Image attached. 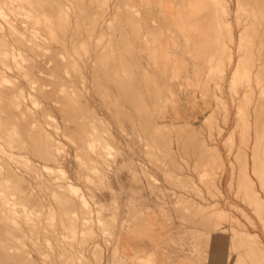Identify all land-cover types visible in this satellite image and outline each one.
I'll use <instances>...</instances> for the list:
<instances>
[{"label":"rangeland","instance_id":"374dc122","mask_svg":"<svg viewBox=\"0 0 264 264\" xmlns=\"http://www.w3.org/2000/svg\"><path fill=\"white\" fill-rule=\"evenodd\" d=\"M67 1L39 0V7L40 5L43 6L40 8V13L34 12L29 16L25 15V12L20 8L15 9V14L9 13L7 8L10 6V3L9 5H4L8 0H0V6L2 5L6 12L10 14L9 18L12 25L18 29V31H12L10 24L0 19L2 22L0 30L2 27L3 30L5 28L3 33L0 31V39L3 40L0 41V47L4 46V50L9 51L8 64L11 67V72L4 71L6 72L4 74L7 79L4 87L10 92L7 103L14 104L10 108V114L14 116L12 115L7 119L8 116L5 112L0 113V123L2 124L0 126H3L2 129L0 127V172L4 170L2 172L3 176H6L8 169L12 172L10 174V177H12L11 181H13L11 185L13 184L14 187L12 186L11 192L13 191L12 194H14V191H16L17 194H14V197L16 198L17 196L18 199L16 203H23V206L26 208V211L22 213L20 205L12 206L16 211H14L15 213L11 217L12 221L10 220L12 226L10 225L9 231L12 238L7 242L0 239V261H2L0 264H12L13 262L14 264H28V262L29 264H125V259L120 249V237L130 226L141 222L146 213L151 211L160 212L173 230L177 225H180L183 229L194 228L191 233L204 229L207 233V238L211 239V242L217 243L214 246L221 248L223 253L227 254L225 262L227 264H257V260L260 264H264V182L260 183L259 180L261 179L258 180V176L253 170L252 148H254V130L248 126H246L248 128L245 127L246 129H244V126L247 125L245 117L249 116L254 123L253 126L257 127H255L256 130L260 132L261 136L264 135L262 134L264 133V107H262L264 106L262 105L264 100H262L260 95H255L256 104L260 105L259 110L256 112V110L251 108L252 112L249 111L248 114L247 111L249 109L246 105V111L244 110L247 113L246 116L244 111L243 116L239 115V99L238 97L235 98V94L229 88L232 71L237 64V60H239L238 42L241 32L235 22L234 16L238 0H229L233 13L231 20L234 24L235 42L230 43L232 45L229 44V47H233L230 48V51L234 53V61L231 65L228 64L226 76L223 75L221 67H217V57L219 54L216 46L211 43L216 32V21H214L215 17L212 8L208 9L205 6L204 8L206 9L200 12V15L196 12L187 11L177 14L170 9L169 3L165 4L167 7H164V10L162 6L156 5L158 0H151L152 2L150 0ZM81 1L83 2L81 3ZM188 2L190 1H182L185 5ZM22 5L27 9L31 7L26 2L21 3ZM91 14L93 15L91 16ZM243 16V20H245L247 17L246 15ZM94 18L95 20L93 21ZM167 22L169 24H166ZM167 25L169 26L167 27ZM109 26H111L112 30ZM212 26H214V31L213 28H210ZM170 29L172 34L170 33ZM117 30H120L119 33ZM88 31L89 33H87ZM185 32L187 34L190 33L192 37L194 36L195 39H198L194 43H188L186 41L188 38L185 37L184 42L188 50V54H185V56H191L190 66L193 72L196 73L195 80L197 81L196 84L190 86V95L194 98L199 97L198 100L206 105L207 114L192 122H181V125L179 123L177 125L167 123V119L164 116V111L168 106L176 103L173 91V82L176 80V75L171 69H168V65H165V68L164 65L160 67L161 55H159L158 40L164 36H168L174 42L172 43L173 51L167 53V58L169 59L167 61L170 64L172 57L175 55V47H178L180 38H182L181 33ZM4 40L7 41H5L7 44H5ZM100 40L102 41L100 42ZM147 40L149 41L147 42ZM4 44L8 47L6 46L5 48ZM207 52L210 53L207 54ZM80 54L81 57H79ZM228 54L229 50L225 54L227 60L223 59V62L225 61L224 65L228 63ZM14 55L16 56V60L13 59ZM155 56L157 58H154ZM216 79L217 82H214ZM135 88L136 91H134ZM242 90L244 92L246 88ZM242 92L240 90L241 94H243ZM137 94L139 95L137 96ZM103 97L104 99H102ZM213 98L214 100H212ZM222 98L227 104L228 112L226 110H217ZM34 99L37 100L35 101ZM258 99H260L259 103ZM198 100L195 99L194 102ZM261 100L263 103L260 104ZM18 105L21 106L19 107ZM84 108L87 109L85 110ZM214 110H217L216 114L211 119L206 120L205 118L211 116V111L213 112ZM256 117H258L257 122L255 121ZM10 122L11 124H9ZM73 122L74 125H72ZM256 123L260 124L257 125ZM5 127L9 129H7V133H3L6 130L4 129ZM244 130L246 133L243 132ZM250 130L252 133H250ZM10 131L17 133L15 135L14 132ZM9 132L11 135L8 137ZM234 132L236 138L229 140V137ZM94 133L95 135H93ZM2 134L7 135L3 136ZM139 135L140 138H138ZM248 135L251 138L245 137H249ZM5 137H8L9 141ZM247 139H251L250 141L252 142ZM146 141H148L147 145ZM248 141L250 144H248ZM17 142L20 144L17 145ZM233 142L234 145H232ZM6 143L10 144V146ZM201 143L203 147L205 145L209 147L207 148L206 146L207 149L203 150L205 147L203 148ZM246 145L250 150L247 149ZM153 149L156 150L154 151ZM200 149L203 150V154H201L202 150L200 151ZM148 150L150 151L147 152ZM208 150L210 152H206ZM240 150L248 158L244 157L243 154L241 155L239 153ZM7 151L9 154H7ZM171 152H175V154L172 155ZM205 153H208V155H205ZM218 153L220 154V158L217 156L219 155ZM10 154L12 155L9 156ZM201 155H205V157H200ZM213 157L214 159H212ZM237 157L240 158L238 159ZM48 158H52L53 163L52 159L48 161ZM200 159L202 163L199 162ZM236 159L241 161V163ZM243 159L247 160V163ZM196 160H199L197 161L198 167L196 166L197 163L194 162ZM205 161L211 165L214 163L213 168ZM84 164L86 165L84 166ZM204 164L205 166L209 164L211 172H207L210 175L205 172L209 169L207 166L206 169ZM244 165L247 167L246 170L243 169L245 168ZM44 168H46V171ZM247 172H250L248 173L249 175H244ZM53 176L56 177L52 179ZM123 177L125 178L123 179ZM16 179L19 180L17 181ZM20 180L24 181L25 184L22 181L20 182ZM252 182L254 185H252ZM69 183L76 185V190H70L68 188ZM24 185L25 187L28 186L26 188L27 191H25V187L21 189ZM0 188L2 189L1 183ZM249 193H253L254 195H250ZM1 194L2 192H0V198ZM57 194H61L59 198ZM251 196L253 198L257 196L261 200V208L256 207L254 199L252 200ZM21 197L23 198L21 199ZM83 197L87 201L85 204L83 203ZM249 197L250 199H248ZM34 198L37 199L34 200ZM64 202L65 204H63ZM250 203L253 205H250ZM84 206L87 207V210L86 207L84 209ZM134 209L139 210L135 216H133V213H135ZM88 210L90 212H87ZM200 210L202 211L200 212ZM30 214L32 217L29 220ZM1 215L0 200V218ZM85 217L90 220H85ZM26 218L29 221L26 222ZM1 220L0 224L3 222ZM82 221H86L87 224L85 222L82 224ZM13 223H17L18 226ZM72 225H74V228ZM73 230L74 233H72ZM99 244H101L100 247ZM254 245L256 247H253ZM95 250L97 251L95 252ZM2 251L5 255L1 254ZM146 264L154 263L147 261Z\"/></svg>","mask_w":264,"mask_h":264},{"label":"bare ground","instance_id":"6f19581e","mask_svg":"<svg viewBox=\"0 0 264 264\" xmlns=\"http://www.w3.org/2000/svg\"><path fill=\"white\" fill-rule=\"evenodd\" d=\"M51 1V0H50ZM148 1V0H147ZM182 1L183 0H158V2H157V4L156 5H158V6H162V9L164 10V7H165V4L166 3H169V7H170V9L173 11V12H176L177 14H181V13H183V12H185V11H187V12H196V13H199L198 15H200V12H202L204 9H206V8H204L205 6L206 7H208V9L209 8H212L213 9V12H214V17H215V20L213 19V18H211V19H213L214 21H216L215 23H216V27H215V33H214V37H213V40H211V43L213 44V45H215L216 46V48H217V52H218V57H217V59H218V63H217V67L218 68H220L221 67V69L223 70L222 72L224 73L223 75L224 76H226V72H227V68L229 67L228 66V64L229 65H231L232 63H233V61H234V53L232 52V51H230V48L232 47H229V44L230 43H234L235 42V34H234V24H233V22H232V20H231V16H232V9H231V5H230V2H229V0H189L190 2H188L187 3V5H185L184 3H182ZM28 3L29 5H31V7L29 8V9H27V8H25L23 5L21 6V3ZM41 2V1H40ZM66 2H68L67 0H66ZM77 2V1H76ZM83 1H81V3H82ZM93 2V1H92ZM9 3H10V6H8V11H9V13H13V14H15V9H17V8H20L21 10H23L24 12H25V15H29V16H31V14H33L34 12L35 13H40V8L41 7H43L42 5H40V7H39V0H8V2H6V3H4V5L6 4H8L9 5ZM101 3V2H100ZM2 4V3H1ZM56 4V3H55ZM72 4V3H71ZM78 4V3H77ZM57 5V4H56ZM72 6H74V5H72ZM86 6V5H85ZM144 6V5H143ZM66 7H68V6H66ZM109 7V6H108ZM107 7V8H108ZM151 7V6H150ZM237 8H236V13H234L235 15V22H236V24H237V26L240 28V32H241V34H240V32H239V34H240V37H239V42H238V49H239V60H237V64H236V66L234 67V69H233V71H232V74H231V79H230V81H229V88H230V90H231V92L232 93H234L235 95V98H237L238 97V101H239V106H238V113H239V115H244V113H245V109H246V105H247V107H248V111H247V113L249 112V111H251V108H253L254 110H256V112L259 110V107H260V105H258V104H256V99H255V95H260L261 96V98H262V100H264V0H238V2H237V6H236ZM86 8H87V6H86ZM85 7H84V9H86ZM102 8V7H101ZM110 8V7H109ZM59 9V8H58ZM74 9V8H73ZM78 9V8H77ZM100 9V8H99ZM141 9V8H140ZM151 9V8H150ZM160 9V8H159ZM144 10H145V8H144ZM147 10V9H146ZM20 11V10H19ZM59 11V10H58ZM69 11V10H68ZM92 11V10H91ZM121 11V10H120ZM206 11H208V10H206ZM81 12V11H80ZM98 12H100V11H98ZM208 12H210V11H208ZM9 13H7L6 12V10L4 9V7H2V5L0 6V19L1 20H3V21H5L6 23H9L10 24V29L12 30V31H18V29L17 28H15L13 25H12V22H11V19L9 18V16H10V14ZM59 13V12H58ZM83 13V12H82ZM81 13V14H82ZM100 13H102V12H100ZM144 13H146V12H144ZM211 13V12H210ZM12 14V15H13ZM75 14V13H74ZM86 14H87V12H86ZM141 14V13H140ZM90 15V14H89ZM93 14H91V16H92ZM139 15V14H138ZM164 15V14H163ZM243 15H246V19L245 20H243L244 18V16ZM90 16V17H91ZM197 16V15H196ZM209 16V15H208ZM212 16V15H211ZM210 16V17H211ZM81 17V16H80ZM97 17H98V15H97ZM108 18V17H107ZM118 18V17H117ZM209 18V17H208ZM84 19V18H83ZM88 19H89V17H88ZM167 19V18H166ZM195 19V18H194ZM1 20H0V26H1ZM80 20V19H79ZM95 20V18L93 19V21ZM159 20V19H158ZM210 20V19H209ZM85 21H86V19H85ZM89 21V20H88ZM134 21V20H133ZM160 21V20H159ZM165 21H167V20H165ZM84 22V21H83ZM91 22V21H90ZM104 22V21H103ZM110 22H112V21H110ZM198 22V21H197ZM38 23V22H37ZM92 23V22H91ZM84 24V23H83ZM86 24V23H85ZM109 24V23H108ZM111 24V23H110ZM121 24V23H120ZM164 24V23H163ZM166 24H169L168 22L166 23ZM91 25V24H90ZM89 25V26H90ZM133 25H134V23H133ZM92 26H95V25H92ZM108 26V25H107ZM106 26V27H107ZM112 26V25H111ZM111 26H109L110 28H111ZM169 25H167V27H168ZM199 26V25H198ZM211 26V25H210ZM215 26V25H214ZM214 26H212V27H210V28H213V31H214ZM113 27V26H112ZM152 27V26H151ZM163 27V26H162ZM1 28V27H0ZM81 28V27H80ZM96 28V27H95ZM118 28H119V26H118ZM153 28V27H152ZM160 28H161V26H160ZM202 28V27H201ZM114 29V28H113ZM120 29V28H119ZM149 29H151V28H149ZM200 29V28H199ZM4 30H5V28H4ZM3 27H2V29L0 30L2 33H3ZM91 30V29H90ZM97 30V29H96ZM95 30V31H96ZM111 30H112V28H111ZM176 30V29H175ZM175 30H174V32H175ZM207 30H208V28H207ZM239 30V29H238ZM74 31V30H73ZM94 31V30H93ZM92 31V33H94ZM110 31V30H109ZM118 31V30H117ZM120 31V30H119ZM119 31H118V33H119ZM143 31V30H142ZM20 32V31H19ZM86 32V31H85ZM141 32V31H140ZM155 32V31H154ZM168 32V31H167ZM10 33V32H9ZM21 33V32H20ZM87 33H89V31L87 32ZM106 33V32H105ZM143 33V32H142ZM141 33V34H142ZM147 33V32H146ZM150 33V32H149ZM170 33L172 34V32H171V29H170ZM203 33V32H202ZM82 34V33H81ZM80 34V35H81ZM110 34V33H109ZM144 34V33H143ZM157 34V33H156ZM164 34V33H163ZM176 34H177V32H176ZM10 35H11V33H10ZM115 35V34H114ZM128 35H129V33H128ZM147 35V34H146ZM155 35V34H154ZM154 35H152L153 37H154ZM160 35V34H159ZM170 35V34H169ZM4 36V35H3ZM5 36H6V34H5ZM84 36V35H83ZM101 36V35H100ZM116 36V35H115ZM141 36V35H140ZM176 36V35H175ZM188 36V35H187ZM210 36V35H209ZM79 37V36H78ZM90 37V36H89ZM102 37V36H101ZM103 37H105V35H103ZM113 37V36H112ZM144 37V36H143ZM151 37V36H150ZM177 37H178V35H177ZM177 37H176V40H177ZM211 38H212V36H210ZM1 38V37H0ZM93 38V37H92ZM72 39V38H71ZM79 39V38H78ZM99 39V38H98ZM103 39V38H102ZM145 39H147V38H145ZM45 40V39H44ZM124 40V39H123ZM126 40V39H125ZM129 40V39H128ZM144 40V39H143ZM150 40V39H149ZM149 40H147V42L149 41ZM156 40V39H155ZM188 40V39H187ZM186 40V41H187ZM206 40H208V39H206ZM0 41H3L2 39H0ZM6 40H4V42H5ZM46 41H48V40H46ZM92 41V40H91ZM102 40H100V42H101ZM105 41V40H104ZM150 41H152V40H150ZM154 41V40H153ZM157 41V40H156ZM178 41H179V39H178ZM3 42V43H4ZM7 42V41H6ZM5 42V44H7ZM97 42V41H96ZM207 42V41H206ZM3 43H1V45H3ZM102 43H104V42H102ZM108 43V42H107ZM125 43V42H124ZM178 43V42H177ZM4 44V45H5ZM98 44V43H97ZM199 44V43H198ZM37 45V44H36ZM96 45V44H95ZM143 45V44H142ZM202 45H203V43H202ZM230 45H232V44H230ZM6 46L7 45H5V48H6ZM13 46V45H12ZM66 46H67V43H66ZM81 46H82V44H81ZM80 46V47H81ZM86 46V45H85ZM99 46V45H98ZM107 46V45H106ZM144 46V45H143ZM154 46V45H153ZM211 46V45H210ZM214 46V47H215ZM4 47V46H3ZM3 47H0V50H1V52H0V113H2V112H5L6 113V115L8 116V118L7 119H9L12 115L10 114V108H11V106H13L14 104L12 103H7L8 101H9V96H10V92L8 91V89H6L5 87H4V85H5V81H7V79H6V77H5V74L4 73H6V72H8V71H10L11 70V67H10V65L8 64V60H9V57H10V53H9V51H7V50H4V48ZM8 47V46H7ZM84 47V46H83ZM100 47V46H99ZM99 47H98V50H99ZM101 47H102V45H101ZM189 47V46H188ZM203 47V46H202ZM214 47H213V49H214ZM3 50H2V49ZM147 48V47H146ZM157 48V47H156ZM216 48H215V50H216ZM233 48V47H232ZM34 49V48H33ZM68 49V48H67ZM85 49V48H84ZM154 49V48H153ZM152 49V50H153ZM201 49V48H200ZM199 49V50H200ZM82 50H83V48H82ZM87 51H88V49H86ZM125 50V49H124ZM163 50V49H162ZM211 50V49H210ZM229 50V54H228V63H227V65H224V62H223V59L225 58V54L227 53V51ZM29 51H30V49H29ZM127 52V51H126ZM129 52V51H128ZM153 52V51H152ZM14 53V52H13ZM90 53V52H89ZM131 53V52H130ZM208 53H210V52H207V54ZM20 54V53H19ZM70 54V53H69ZM88 54V53H87ZM132 54V53H131ZM154 54V53H153ZM156 54V53H155ZM167 54V53H166ZM13 55V54H12ZM24 55V54H23ZM59 55H60V53H59ZM76 55V54H75ZM110 55V54H109ZM117 55V54H116ZM130 55V54H129ZM203 55V54H202ZM214 55V54H213ZM216 55V54H215ZM222 55H224V56H222ZM79 56V55H78ZM96 56V55H95ZM131 56V55H130ZM211 56V55H210ZM16 56L14 55L13 56V59H15L16 60V58H15ZM27 57V56H26ZM69 57H71V56H69ZM73 57V56H72ZM79 57H81V54H80V56ZM132 57V56H131ZM152 57V56H151ZM198 57V56H197ZM125 58V57H124ZM133 58V57H132ZM137 58V57H136ZM154 58H157L156 56L154 57ZM226 58H227V56H226ZM225 58V59H226ZM82 59V58H81ZM94 59V58H93ZM206 59V58H205ZM211 59H212V57H211ZM216 59V60H217ZM83 60V59H82ZM91 60V59H90ZM213 60V59H212ZM212 60H211V62H212ZM227 60V59H226ZM61 61V60H60ZM84 61V60H83ZM87 61V60H86ZM104 61V60H103ZM200 61H202V60H200ZM66 62V61H65ZM65 62H63V63H65ZM76 62V61H75ZM62 63V64H63ZM82 63H84V62H82ZM172 63V62H171ZM213 63V62H212ZM215 63V62H214ZM59 64V63H58ZM71 64V63H70ZM105 64V63H104ZM208 64V63H207ZM210 64V63H209ZM71 65H73V64H71ZM78 65V64H77ZM117 65V64H116ZM16 66V65H15ZM64 66V65H63ZM76 66V65H75ZM85 66V65H84ZM74 67V66H73ZM82 67V66H81ZM104 67V66H103ZM133 67V66H132ZM80 68V67H79ZM134 68V67H133ZM211 68V67H210ZM17 70H18V68H16ZM29 69V68H28ZM40 69V68H39ZM87 69V68H86ZM91 69V68H90ZM68 70V69H67ZM104 70H106V69H104ZM217 70V69H216ZM220 70V69H219ZM4 71H6V72H4ZM30 71V70H29ZM66 71V70H65ZM70 71V70H69ZM90 71V70H89ZM133 71V70H132ZM171 71V70H170ZM195 71V70H194ZM11 72V71H10ZM24 72V71H23ZM76 72V71H75ZM81 72V71H80ZM128 72V71H127ZM137 72V71H136ZM142 72V71H141ZM33 73V72H32ZM99 73V72H98ZM110 73V72H109ZM114 73V72H113ZM135 73V72H134ZM169 73V72H168ZM28 74V73H27ZM71 74V73H70ZM77 74V73H76ZM131 74V73H130ZM79 75H81V74H79ZM104 75H105V73H104ZM109 75V74H108ZM114 75V74H113ZM151 75V74H150ZM167 75H169V74H167ZM222 75V76H223ZM25 76V75H24ZM27 76V75H26ZM69 76V75H68ZM82 76V75H81ZM179 76V75H178ZM221 76V77H222ZM80 77V76H79ZM130 77H132V76H130ZM145 77V76H144ZM213 77V76H212ZM12 78V77H11ZM26 78V77H25ZM86 78V77H85ZM104 78V77H103ZM169 78V77H168ZM179 78V77H178ZM207 78V77H206ZM108 79H109V77H108ZM131 79V78H130ZM147 79V78H146ZM217 79H219V78H217ZM217 79H216V81H214V82H217ZM106 80V79H105ZM206 80H208V79H206ZM222 80L224 81V79L222 78ZM79 81V80H78ZM95 81V80H94ZM110 81V80H109ZM115 81V80H114ZM113 81V82H114ZM133 81V80H132ZM226 81V80H225ZM9 82H11V81H9ZM17 82V81H16ZM126 82V81H125ZM175 82V81H174ZM211 82V81H210ZM213 82V81H212ZM218 82H219V80H218ZM206 83V82H205ZM205 83H203V84H205ZM220 83V82H219ZM14 84V83H13ZM62 84H64V83H62ZM115 84V83H114ZM123 84H124V82H123ZM159 84V83H158ZM11 85V84H10ZM57 85V84H56ZM73 85V84H72ZM81 85V84H80ZM99 85V84H98ZM210 85H211V83H210ZM15 86V85H14ZM130 86V85H129ZM159 86V85H158ZM208 86V85H207ZM206 86V87H207ZM215 86V85H214ZM224 86V85H223ZM132 87V86H131ZM148 87H150V86H148ZM180 87V86H179ZM211 87V86H210ZM97 88V87H96ZM122 88H124V87H122ZM125 88H126V86H125ZM147 88V87H146ZM203 88V87H202ZM240 88H246V90L244 91V92H242L243 90L242 89H240ZM22 89V88H21ZM20 89V90H21ZM62 89V88H61ZM77 89V88H76ZM149 89V88H148ZM147 89V90H148ZM160 89V88H159ZM186 89V88H185ZM184 89V90H185ZM207 89H208V87H207ZM214 89V88H213ZM217 89V88H216ZM121 90V89H120ZM134 90V89H133ZM209 90V89H208ZM218 90V89H217ZM240 90H241V92L243 93V94H241L240 93ZM16 91V90H15ZM63 91V90H62ZM114 91V90H113ZM134 91H136V88H135V90ZM210 91V90H209ZM214 91V90H213ZM110 92V91H109ZM124 92V91H123ZM132 92V91H131ZM149 92V91H148ZM152 92V91H151ZM185 92V91H184ZM201 92V91H200ZM211 92V91H210ZM215 92V91H214ZM223 92V91H222ZM230 92V91H229ZM103 93V92H102ZM111 93V92H110ZM113 93V92H112ZM153 93V92H152ZM204 93V92H203ZM219 93V92H218ZM21 94V93H20ZM101 94V93H100ZM132 94V93H131ZM135 94V93H134ZM158 94V93H157ZM208 94H209V92H208ZM23 95V94H22ZM83 95V94H82ZM111 95V94H110ZM115 95V94H114ZM114 95H112V96H114ZM139 94H137V96H138ZM149 95V94H148ZM24 96V95H23ZM22 96V97H23ZM69 96V95H68ZM142 96H143V94H142ZM153 96V95H152ZM206 96V95H205ZM25 97V96H24ZM30 97H31V95H30ZM33 97H36V96H33ZM70 97V96H69ZM80 97V96H79ZM116 97V96H115ZM151 97V96H150ZM155 97V96H154ZM159 97V96H158ZM201 97V96H200ZM212 97V96H211ZM71 98V97H70ZM143 98V97H142ZM174 98V97H173ZM240 98H241V100H240ZM257 98V97H256ZM259 98V97H258ZM260 98V99H261ZM74 99V98H73ZM102 99H104V97L102 98ZM115 99V98H114ZM128 99V98H127ZM138 99V98H137ZM160 99H161V95H160ZM169 99V98H168ZM175 99V98H174ZM202 99V98H201ZM210 99V98H209ZM232 99H234V98H232ZM260 99H258V103H259V100ZM25 100V99H24ZM35 100V99H34ZM37 100V99H36ZM35 100V101H36ZM170 100V99H169ZM212 100H214V98L212 99ZM236 100V99H235ZM262 100L260 101V104L261 103H263L262 102ZM87 101V100H86ZM155 101V100H154ZM162 101V100H161ZM72 102V101H71ZM81 102V101H80ZM105 102V101H104ZM121 102V101H120ZM168 102V101H167ZM83 103V102H82ZM81 103V104H82ZM106 103V102H105ZM128 103H130V102H128ZM142 103V102H141ZM164 103V102H163ZM218 103V102H217ZM220 104V106H218V109L217 110H228V108H227V104H226V102L225 101H223V98L221 99V102H219ZM234 103H235V101H234ZM38 104H39V102H38ZM44 104V103H43ZM80 104V105H81ZM84 104H85V102H84ZM143 104V103H142ZM165 104H166V101H165ZM173 104V103H172ZM215 104H216V102H215ZM132 105V104H131ZM262 105H264V103L262 104ZM19 106V105H18ZM21 106V105H20ZM19 106V107H20ZM28 106V105H27ZM84 106V105H83ZM163 106V105H162ZM257 106V107H256ZM29 107V106H28ZM141 107V106H140ZM262 107H264V106H262ZM40 108V107H39ZM45 108V107H44ZM30 109V108H29ZM47 109V108H46ZM85 109V108H84ZM87 109V108H86ZM85 109V110H86ZM260 109H262V108H260ZM37 110H39V109H37ZM217 110H214L213 112L211 111V116H209V117H206L205 119L206 120H208V119H211V117L213 116V115H215L216 114V111ZM245 110V111H244ZM263 110V109H262ZM49 111V110H48ZM69 111H71V110H69ZM78 111H80V110H78ZM84 111V110H83ZM243 111H244V113H243ZM30 112V111H29ZM43 112V111H42ZM46 112V111H45ZM89 112V111H88ZM114 112V111H113ZM228 112V111H227ZM252 112V111H251ZM255 112V111H254ZM264 112V111H263ZM262 112V113H263ZM31 113V112H30ZM47 113H49V112H47ZM81 113V112H80ZM247 113H245V116H246V114ZM259 113V112H258ZM91 114H92V112H91ZM123 114V113H122ZM249 114V113H248ZM255 114V113H254ZM264 114V113H263ZM34 115V114H33ZM42 115V114H41ZM49 115H50V113H49ZM89 115V114H88ZM174 115V114H173ZM253 115V114H252ZM256 115V114H255ZM14 116V115H13ZM40 116V115H39ZM94 116V115H93ZM257 116H258V114H257ZM35 117H37V116H35ZM81 117V116H80ZM79 117V118H80ZM86 117V116H85ZM96 117V116H95ZM94 117V118H95ZM129 117V116H128ZM160 117V116H159ZM248 117V119H246ZM258 117H260V116H258ZM258 117H256V119H255V121L257 120V118ZM50 118V117H49ZM73 118V117H72ZM82 118H83V116H82ZM81 118V119H82ZM179 118V117H178ZM243 118V117H242ZM252 118V117H251ZM37 119V118H36ZM43 119V118H42ZM78 119V118H77ZM85 119V118H84ZM122 119H124V118H122ZM253 119V118H252ZM260 119V118H259ZM53 120V119H52ZM97 120V119H96ZM126 120V119H125ZM160 120V119H159ZM244 120V119H243ZM245 122L247 123V125H245L244 126V129H246V128H251L252 127V129L254 130V133H255V135H254V148H252V152H253V155H252V160H253V170H254V173L258 176V180L259 179H261V180H259L260 181V183L262 182H264V148H262V146H264L263 145V142H264V139H263V136H261V134H260V132L259 131H257L256 130V128L253 126L254 125V123H253V121L249 118V116H246L245 117ZM6 121H8V120H6ZM38 121V120H37ZM48 121V120H47ZM55 121V120H54ZM70 121V120H69ZM77 121H79V120H77ZM87 121H89V120H87ZM99 121V120H98ZM97 121V122H98ZM140 121V120H139ZM34 122V121H33ZM39 122V121H38ZM37 122V123H38ZM101 122V121H100ZM117 122V121H116ZM126 122V121H125ZM244 122V123H245ZM257 122V121H256ZM259 122V121H258ZM46 123V122H45ZM89 123V122H88ZM90 123H92V122H90ZM103 123V122H102ZM149 123H151V122H149ZM1 124V123H0ZM9 124H11V122L9 123ZM59 124V123H58ZM87 124V123H86ZM127 124H128V122H127ZM158 124V123H157ZM180 125H181V123H179ZM257 124V123H256ZM258 124H260V123H258ZM257 124V125H258ZM2 125V124H1ZM72 125H74V122H73V124ZM78 125V124H77ZM82 125H83V121H82ZM154 125H156V124H154ZM166 125V124H165ZM178 125V124H177ZM190 125V124H189ZM4 126H5V124H4ZM14 126V125H13ZM81 126V125H80ZM89 126V125H88ZM164 126V125H163ZM163 126H162V128H163ZM168 126H169V124H168ZM167 126V127H168ZM246 126H248V127H246ZM1 127V126H0ZM3 127V126H2ZM2 127H1V129H2ZM42 127V126H41ZM61 127V126H60ZM87 127V126H86ZM157 127H159L158 125H157ZM191 127V126H190ZM243 127V126H242ZM246 127V128H245ZM15 128V127H14ZM79 128V127H78ZM89 128V127H88ZM130 128V127H129ZM192 128V127H191ZM4 129H6V130H4V132L3 133H5L6 131L8 132V128L7 127H5ZM8 129V130H7ZM17 129V128H16ZM90 129V128H89ZM88 129V130H89ZM95 129V128H94ZM137 129V128H136ZM135 129V130H136ZM153 129V128H152ZM169 129V128H168ZM243 129V128H242ZM45 130V129H44ZM97 130V129H96ZM95 130V131H96ZM132 130V129H131ZM47 131V130H46ZM144 131V130H143ZM239 131V130H238ZM241 131V130H240ZM249 131V130H248ZM247 131V132H248ZM263 131V130H262ZM6 132V133H7ZM10 132H14V131H10ZM10 132H9V134H8V137H9V135H11L10 134ZM65 132V131H64ZM88 132V131H87ZM243 132H245L246 133V131L244 130ZM15 133V135H16V133L17 132H14ZM13 133V134H14ZM19 133V132H18ZM101 133V132H100ZM105 133V132H104ZM133 133V132H132ZM238 133V132H237ZM250 133H252V131L250 130ZM126 134V133H125ZM192 134V133H191ZM262 134H264V133H262ZM3 136L5 135V134H2ZM7 135V134H6ZM5 135V136H6ZM25 135H26V133H25ZM93 135H95V133L93 134ZM96 135H98V134H96ZM137 135V134H136ZM144 135V134H143ZM245 135H247V134H245ZM251 135V134H250ZM20 136V135H19ZM72 136V135H71ZM184 136V135H183ZM249 136V135H248ZM6 138V140H8L9 138ZM14 137V136H13ZM88 137V136H87ZM100 137V136H99ZM138 137V136H137ZM192 137V136H191ZM246 138H251L250 136L249 137H247V136H245ZM245 137H244V139H245ZM4 138V139H5ZM15 138V137H14ZM60 138V137H59ZM97 138V137H96ZM101 138V137H100ZM138 138H140V135H139V137ZM147 138V137H146ZM197 138V137H196ZM234 138H236L235 137V132L234 133H232L231 134V136L229 137V140H234ZM239 138V137H238ZM21 139V138H20ZM47 139H48V137H47ZM55 139V138H54ZM95 139V138H94ZM171 139V138H170ZM178 139V138H177ZM188 139H190V138H188ZM198 139V138H197ZM241 139V138H240ZM108 140V139H107ZM132 140V139H131ZM202 140V139H201ZM201 140H200V142H201ZM246 140V139H245ZM247 140H249V139H247ZM251 140V139H250ZM249 140V141H250ZM9 141V140H8ZM59 141V140H58ZM109 141V140H108ZM157 141V140H156ZM242 141V140H241ZM249 141H248V144H250L249 143ZM263 141V142H262ZM3 142H5V141H3ZM14 142V141H13ZM16 142V141H15ZM26 142V141H25ZM144 142V141H143ZM199 142V141H198ZM243 142H245L246 144H247V142L246 141H244L243 140ZM250 142H252V141H250ZM11 143V142H10ZM102 143V142H101ZM147 143H148V141H146V145H147ZM206 143V142H205ZM245 143H244V146H245ZM7 145H9L10 146V144H8V143H6ZM20 144V143H19ZM18 144V142H17V145H19ZM21 144H22V142H21ZM187 144V143H186ZM242 144V143H241ZM14 145H15V143H14ZM87 145H89V144H87ZM94 145V144H93ZM128 145V144H127ZM190 145V144H189ZM201 145H202V143H201ZM232 145H234V142H233V144ZM6 146V145H5ZM4 146V147H5ZM13 146V145H12ZM33 146V145H32ZM31 146V147H32ZM206 146L207 145H205L204 147H205V149H203V150H206L209 146H207V148H206ZM236 146V145H235ZM242 146H243V144H242ZM247 146V145H246ZM1 147H2V145H1ZM22 147V146H21ZM57 147H58V145H57ZM146 147V146H145ZM183 147V146H182ZM190 147V146H189ZM202 147H203V145H202ZM203 147V148H204ZM232 147V146H231ZM234 147V146H233ZM251 147V146H250ZM3 148V147H2ZM34 148V147H33ZM130 148V147H129ZM154 148V147H153ZM158 148V147H157ZM4 149V148H3ZM26 149V148H25ZM54 149V148H53ZM63 149H65V148H63ZM150 149V148H149ZM182 149V148H181ZM247 149H249L250 150V148L247 146ZM23 150H24V148H23ZM132 150V149H131ZM134 150V149H133ZM154 150V149H153ZM156 150V149H155ZM154 150V151H155ZM202 149H200V151H201ZM203 150L201 151V154H203ZM242 150V149H241ZM241 150H240V152L239 153H241V155L243 154L244 155V157H247L246 156V154H244V153H242L241 152ZM5 151V150H4ZM135 151V150H134ZM142 151V150H141ZM150 150H148L147 152H149ZM171 151V150H170ZM244 151V150H243ZM263 151V152H262ZM6 152V151H5ZM4 152V153H5ZM8 152V151H7ZM35 152V151H34ZM107 152V151H106ZM179 152V151H178ZM206 152H210L209 150L208 151H206ZM237 152H238V150H237ZM244 152H246V151H244ZM40 153V152H39ZM75 153V152H74ZM166 153V152H165ZM248 153V152H247ZM7 154H9V152L7 153ZM47 154H48V152H47ZM136 154V153H135ZM154 154H155V152H154ZM161 154H163V153H161ZM171 154L173 155V154H175V152H171ZM186 154V153H185ZM219 154V153H218ZM12 154H10L9 156H11ZM35 155V154H34ZM44 155H45V153H44ZM43 155V156H44ZM49 155V154H48ZM52 155V154H51ZM138 155V154H137ZM158 155V154H157ZM190 155V154H189ZM205 155H208V153H205ZM205 155H201L200 157H202L203 156V158L205 157ZM211 155V154H210ZM209 155V156H210ZM2 156V155H1ZM74 156H75V154H74ZM97 156H98V154H97ZM153 156V155H152ZM156 156V155H155ZM169 156V155H168ZM219 158H220V154L219 155H217ZM20 157V156H19ZM22 157V156H21ZM42 157V156H41ZM50 157H52V156H50ZM56 157V156H55ZM165 157H166V155H165ZM178 157V156H177ZM198 157V156H197ZM212 157V156H211ZM235 157V156H234ZM243 157V156H242ZM139 158V157H138ZM156 158V157H155ZM182 158V157H181ZM194 158V157H193ZM207 158V157H206ZM218 158V160H220ZM238 159L240 158V157H237ZM248 158V157H247ZM47 159V158H46ZM49 159H52V158H48V161H49ZM85 159H87V157H85ZM168 159H169V157H168ZM208 159V158H207ZM212 159H214V157L212 158ZM238 159H236V160H238ZM23 160V159H22ZM43 160H45L44 158H43ZM135 160V159H134ZM170 160H171V158H170ZM244 161H245V159H243ZM27 161V160H26ZM64 161H65V159H64ZM94 161V160H93ZM197 161H199V160H196V161H194V162H196L197 163ZM204 161V160H203ZM212 161V160H211ZM239 161V160H238ZM34 162V161H33ZM199 162H201V159H200V161ZM205 162H207V161H205ZM212 162H214V161H212ZM240 163H241V161H239ZM246 163H247V160L245 161ZM10 163H12V162H10ZM40 163V162H39ZM52 163H53V159H52ZM87 163H89V162H87ZM92 163V162H91ZM165 163V162H164ZM202 163V162H201ZM207 163H209V162H207ZM215 163V162H214ZM213 163V164H214ZM30 164H32V163H30ZM161 164V163H160ZM210 164V163H209ZM209 164L207 165L206 164V166L208 167V169L209 170H206L205 172L206 173H208L209 174V172H207V171H210V166H211V168H213L212 166H213V164L211 165L210 164V166H209ZM225 164V163H224ZM237 164V163H236ZM239 164V163H238ZM42 165V164H41ZM71 165H72V163H71ZM79 165V164H78ZM86 164H84V166H85ZM89 165V164H88ZM99 165V164H98ZM162 165V164H161ZM196 165V164H195ZM194 165V166H195ZM199 165H202V164H199ZM242 165V164H241ZM248 165H249V162H248ZM12 166V165H11ZM15 166V165H14ZM47 165H45V167H46ZM93 166V165H92ZM155 166V165H154ZM167 166V165H166ZM165 166V167H166ZM197 167H198V163H197V165H196ZM205 166V164H204V167H206ZM243 166V165H242ZM245 166V168H243V169H247V167H246V165H244ZM250 166V165H249ZM25 167H27V166H25ZM33 167V166H32ZM82 167H83V165H82ZM160 167V166H159ZM174 167V166H173ZM180 167V166H179ZM207 167H206V169H207ZM47 168H48V166H47ZM50 168V167H49ZM167 168H168V166H167ZM167 168H165V169H167ZM7 169V168H6ZM23 169V168H22ZM21 169V170H22ZM27 169H29V168H27ZM26 169V170H27ZM40 169H42V168H40ZM45 169V171H46V168H44ZM157 169H158V167H157ZM165 169H164V171H165ZM182 169V168H181ZM195 169H197L196 167H195ZM199 169H200V166H199ZM234 169H235V167H234ZM240 169H242L241 167H240ZM14 170V169H13ZM19 170V169H18ZM25 170V169H24ZM48 170H50V169H48ZM65 170V169H64ZM64 170H63V172H64ZM82 170V169H81ZM86 170V169H85ZM212 170V169H211ZM4 171V170H3ZM2 171V172H3ZM89 171V170H88ZM96 171V170H95ZM161 171V170H160ZM194 171V170H193ZM244 171V170H243ZM2 172H0V183H1V187H2V189H1V191L0 192H2V194H1V198H0V200H1V213H2V215H1V218L0 219H2L1 221H3L2 222V224H0V239L1 240H3V241H10L11 240V234H10V231H9V227H10V220H11V217L13 216V214L16 212L13 208H12V206H15V205H20L21 206V208H22V213L23 212H25L26 211V208L23 206V203H19L18 202V204L16 203V201L18 200L17 199V196H16V198L14 197L17 193H16V191H14V194H12L13 193V191L11 192V188H12V186H13V184L11 185V183L13 182V181H11L12 179V177H10L11 175V173L12 172H10V170L8 169V171H7V173H6V176H3L2 174ZM62 172V173H63ZM83 172V171H82ZM135 172V171H134ZM182 172V171H181ZM211 172V171H210ZM242 172V171H241ZM40 173V172H39ZM84 173V172H83ZM101 173V172H100ZM173 173V172H172ZM184 173V172H183ZM248 173H250V172H247V174H244V175H249ZM23 174V173H22ZM38 174V173H37ZM57 174V173H56ZM65 174V173H64ZM63 174V175H64ZM87 174V173H86ZM98 174V173H97ZM97 174H96V176H97ZM102 174V173H101ZM243 174V173H242ZM50 175H52L51 173H50ZM54 175V174H53ZM57 175H59V174H57ZM62 175V176H63ZM66 175V174H65ZM85 175V174H84ZM210 175V174H209ZM208 175V176H209ZM18 176V175H17ZM16 176V177H17ZM38 177H39V175H37ZM68 176V175H67ZM175 176V175H174ZM173 176V177H174ZM46 177V176H45ZM54 177H56V176H53V178L52 179H54ZM59 177V176H58ZM80 177V176H79ZM92 177V176H91ZM167 177V176H166ZM25 178V177H24ZM60 178H61V176H60ZM120 178V177H119ZM125 177H123V179H124ZM23 179V178H22ZM122 179V178H121ZM178 179V178H177ZM250 179H252V178H250ZM17 180V179H16ZM19 180V179H18ZM17 180V181H18ZM42 180H44V179H42ZM48 180V179H47ZM70 180V179H69ZM97 180V179H96ZM22 180H20V182H21ZM38 181V180H37ZM57 181V180H56ZM60 181V180H59ZM104 181V180H103ZM167 181V180H166ZM178 181V180H177ZM23 183H24V181H22ZM39 182V181H38ZM50 182V181H49ZM54 182H55V180H54ZM58 182V181H57ZM102 182V181H101ZM169 182H171V181H169ZM190 182H192V181H190ZM22 183V184H23ZM31 183V182H30ZM48 183V182H47ZM124 183H125V181H124ZM128 183V182H127ZM172 183V182H171ZM247 183V182H246ZM249 183H251V181H249ZM253 183V182H252ZM14 184H17V183H14ZM25 184V183H24ZM28 184V183H27ZM32 184V183H31ZM36 184H37V182H36ZM51 184V183H50ZM177 184V183H176ZM194 184V183H193ZM20 185V184H19ZM19 185H17V186H19ZM29 185V184H28ZM38 185V184H37ZM52 185V184H51ZM132 185V184H131ZM148 185V184H147ZM203 185V184H202ZM252 185H254V183L252 184ZM256 185V184H255ZM263 185V184H262ZM16 186V187H17ZM22 186V185H21ZM32 186V185H31ZM48 186H50V185H48ZM56 186V185H55ZM60 186V185H59ZM68 186V185H67ZM84 186V185H83ZM129 186V185H128ZM185 186V185H184ZM192 186V185H191ZM14 187V186H13ZM25 187V185L23 186V187H21V189H23ZM28 187V186H27ZM27 187H25V189L27 188ZM36 187V186H35ZM57 187V186H56ZM81 187V186H80ZM187 187V186H186ZM60 188V187H59ZM70 190H72V189H75L76 190V188H77V186L76 185H73V184H70L69 183V187H68ZM196 188V187H195ZM250 188V187H249ZM252 188V187H251ZM253 188H255L254 186H253ZM54 189V188H53ZM62 189V188H61ZM145 189V188H144ZM150 189V188H149ZM199 189V188H198ZM57 190V189H56ZM56 190H54V191H56ZM59 190V189H58ZM69 190V191H70ZM192 190V189H191ZM249 190V189H248ZM25 191H27V189L25 190ZM64 191H65V189H64ZM68 191V192H69ZM136 191V190H135ZM254 191V190H253ZM36 192V191H35ZM41 192V191H40ZM67 192V193H68ZM104 192V191H103ZM151 192V191H150ZM255 192V191H254ZM42 193V192H41ZM156 193V192H155ZM201 193V192H200ZM38 194V193H37ZM43 194V193H42ZM53 194H54V192H53ZM56 194V193H55ZM63 194V193H62ZM250 194V193H249ZM248 194V195H249ZM253 194V193H252ZM252 194H250V195H252ZM19 195H20V193H19ZM32 195H33V193H32ZM35 195V194H34ZM58 195V194H57ZM59 195H61V194H59ZM57 196L58 198L60 197V196ZM75 195V194H74ZM132 195V194H131ZM139 195V194H138ZM247 195V194H246ZM254 195V194H253ZM12 196V197H11ZM38 196V195H37ZM43 196V195H42ZM55 196V195H54ZM128 196V195H127ZM134 196H136V195H134ZM40 197V196H39ZM65 197V196H64ZM71 197V196H70ZM81 197V196H80ZM151 197V196H150ZM170 197V196H169ZM173 197V196H172ZM175 197V196H174ZM187 197V196H186ZM255 198H253V196H251V199L255 202V205H256V207H258V208H261V206H262V202H261V200L257 197V196H254ZM23 197H21V199H22ZM52 198H53V196H52ZM121 198V197H120ZM124 198V197H123ZM178 198V197H177ZM176 198V199H177ZM180 198V197H179ZM20 199V200H21ZM37 198H34V200H36ZM63 199V198H62ZM66 199V198H65ZM64 199V200H65ZM80 199V198H79ZM147 199V198H146ZM248 199H250V197L248 198ZM19 200V201H20ZM45 200V199H44ZM50 200V199H49ZM73 200V199H72ZM75 200V199H74ZM118 200V199H117ZM124 200V199H123ZM145 200V199H144ZM173 200V199H172ZM179 200V199H178ZM32 201V200H31ZM61 201V200H60ZM70 201V200H69ZM120 201V200H119ZM152 201V200H151ZM169 201V200H168ZM177 201V200H176ZM13 202V203H12ZM21 202H23V201H21ZM38 202H39V200H38ZM46 202V201H45ZM56 202V201H55ZM67 202V201H66ZM85 202H87L86 201V198L85 197H83V203L85 204ZM89 202V201H88ZM104 202H106L105 200H104ZM118 202V201H117ZM153 202V201H152ZM173 202V201H172ZM251 202V201H250ZM60 203V202H59ZM61 203H62V201H61ZM60 203V204H61ZM69 203V202H68ZM72 203V202H71ZM80 203H81V200H80ZM124 203V202H123ZM122 203V204H123ZM181 203V202H180ZM179 203V204H180ZM50 204V203H49ZM63 204H65V202L63 203ZM77 204V203H76ZM130 204V203H129ZM193 204V203H192ZM252 203H250V205H251ZM39 205V204H38ZM70 205H72V204H70ZM106 205V204H105ZM175 205V204H174ZM253 205V204H252ZM48 206H50V205H48ZM78 206V205H77ZM80 206V205H79ZM33 207V206H32ZM51 207V206H50ZM61 207V206H60ZM71 208H72V206H70ZM82 207V206H81ZM85 207L86 206H84V209H85ZM123 207V206H122ZM129 207H130V205H129ZM188 207V206H187ZM200 207H201V205H200ZM29 208V207H28ZM53 208H54V206H53ZM64 208V207H63ZM71 208H70V210H71ZM80 208V207H79ZM127 208V207H126ZM193 208V207H192ZM25 209V210H24ZM44 209V208H43ZM67 209V208H66ZM83 209V208H82ZM89 209H91V208H89ZM207 209V208H206ZM212 209V208H211ZM214 209V208H213ZM257 209V208H256ZM29 210V209H28ZM27 210V213L29 212ZM35 210V209H34ZM52 210V209H51ZM55 210V209H54ZM53 210V211H54ZM81 210V209H80ZM86 210H87V207H86ZM121 210V209H120ZM178 210V209H177ZM189 210H191V209H189ZM15 211V212H14ZM44 211V210H43ZM52 211V212H53ZM69 211V210H68ZM83 211V210H82ZM93 211V210H92ZM118 211V210H117ZM123 211V210H122ZM135 213H133L134 215L133 216H135V215H137L138 214V211L139 210H137V209H134L133 210ZM197 211V210H196ZM202 210H200V212H201ZM215 211H217V210H215ZM257 211V210H256ZM41 212V211H40ZM56 212V211H55ZM67 212V211H66ZM75 212V211H74ZM78 212H79V210H78ZM87 212H90V210H88ZM125 212V211H124ZM127 212V211H126ZM178 212V211H177ZM192 212H193V210H192ZM33 213V212H32ZM204 213V212H203ZM29 214V213H28ZM65 214V213H64ZM67 214V213H66ZM77 214V213H76ZM80 214H81V211H80ZM89 214V213H88ZM91 214V213H90ZM93 214V213H92ZM107 214V213H106ZM181 214V213H180ZM18 215V214H17ZM34 215V214H33ZM39 215V214H38ZM75 215V214H74ZM73 215V216H74ZM129 215H131V214H129ZM195 215H197V214H195ZM226 215V214H225ZM27 216H29V215H27ZM39 216H41V215H39ZM38 216V217H39ZM66 216V215H65ZM77 216H79V215H77ZM80 216H82V215H80ZM85 216H86V214H85ZM181 216V215H180ZM220 216V215H219ZM32 216H31V214H30V217H29V220H30V218H31ZM68 217V216H67ZM66 217V218H67ZM75 217V216H74ZM87 217V216H86ZM85 217V220L87 219ZM88 217H90V216H88ZM121 217V216H120ZM131 217V216H130ZM130 217H129V219H130ZM194 217V216H193ZM207 217V216H206ZM76 218V217H75ZM80 218V217H79ZM92 218H93V216H92ZM124 218V217H123ZM197 218V217H196ZM14 219V218H13ZM145 219V218H144ZM195 219V218H194ZM205 219V218H204ZM27 218H26V222L27 221H29ZM66 220V219H65ZM73 220V219H72ZM82 220H83V217H82ZM88 220V219H87ZM90 220V219H89ZM88 220V221H89ZM98 220V219H97ZM102 220V219H101ZM131 220V219H130ZM140 220V219H139ZM12 221V220H11ZM33 221V220H32ZM38 222L40 221V220H37ZM70 221V220H69ZM92 221V220H91ZM100 221V220H99ZM103 221V220H102ZM202 221H203V219H202ZM16 222V221H15ZM41 222V221H40ZM67 222H68V220H67ZM71 222H73V221H71ZM81 222V221H80ZM83 222H85L86 223V221H82V224H83ZM130 222V221H129ZM193 222V221H192ZM198 222V221H197ZM25 223V222H24ZM50 223V222H49ZM70 223V222H69ZM99 223V222H98ZM101 223V222H100ZM140 222H138V224H139ZM145 223V222H144ZM14 224V223H13ZM17 224V223H16ZM16 224H14V225H16ZM78 224V223H77ZM81 224V225H82ZM87 224V223H86ZM118 224V223H117ZM120 224V223H119ZM197 224V223H196ZM26 225V224H25ZM28 225V224H27ZM30 225V224H29ZM35 225V224H34ZM34 225H31V226H34ZM39 225H40V223H39ZM68 225V224H67ZM71 225V224H70ZM75 225V224H74ZM74 225H72V227L74 228ZM113 225V224H112ZM12 226V225H11ZM17 226H18V224H17ZM58 226V225H57ZM100 226V225H99ZM98 226V227H99ZM147 226V225H146ZM30 227V226H29ZM28 227V228H29ZM37 227V226H36ZM55 227V226H54ZM92 227V226H91ZM90 227V228H91ZM148 227V226H147ZM196 227V226H195ZM32 228V227H31ZM33 229V228H32ZM179 229V228H178ZM231 229V228H230ZM30 230V229H29ZM34 230V229H33ZM38 230V229H37ZM62 230H63V228H62ZM71 230V229H70ZM75 230H76V228H75ZM144 230V229H143ZM209 230V229H208ZM44 231V230H43ZM72 231V230H71ZM88 231V230H87ZM36 232V231H35ZM64 232V231H63ZM144 232H145V230H144ZM232 232V231H231ZM20 233V232H19ZM30 233V232H29ZM33 233H34V231H33ZM38 233V232H37ZM55 233V232H54ZM72 233H74V230H73V232ZM36 234V233H35ZM45 234V233H44ZM76 234V233H75ZM107 234V233H106ZM108 234H110V233H108ZM50 235H52V234H50ZM80 235H82V234H80ZM234 235V234H233ZM40 236V235H39ZM57 236V235H56ZM103 236H105V235H103ZM236 236V235H235ZM14 237V236H13ZM22 237V236H21ZM35 237V236H34ZM74 237V236H73ZM109 237V236H108ZM111 237V236H110ZM237 237V236H236ZM241 237V236H240ZM75 238H77V237H75ZM15 239H17V238H15ZM64 239V238H63ZM174 239V238H173ZM203 239V238H202ZM238 239V238H237ZM29 240V239H28ZM33 240V239H32ZM46 240V239H45ZM52 240H54L53 238H52ZM211 240V239H210ZM38 241V240H37ZM55 241V240H54ZM87 241V240H86ZM103 241H104V239H103ZM33 242V241H32ZM56 242V241H55ZM46 243V242H45ZM67 243V242H66ZM84 243V242H83ZM108 243V242H107ZM4 244V243H3ZM48 245V244H47ZM83 245V244H82ZM100 245L101 244H99V247H100ZM72 246V245H71ZM35 247V246H34ZM60 247V246H59ZM96 247H97V245H96ZM253 247H256L255 245L253 246ZM251 248V247H250ZM258 248V247H257ZM27 249V248H26ZM39 249V248H38ZM100 249V248H99ZM248 249V248H247ZM253 249V248H252ZM17 250V249H16ZM102 250V249H101ZM257 251H259L258 249H256ZM3 251H5V250H3ZM1 252V254H3V255H5L4 254V252ZM6 251H7V249H6ZM37 252H38V250H36ZM52 251V250H51ZM97 250H95V252H96ZM8 252V251H7ZM16 252V251H15ZM41 252V251H40ZM58 252V251H57ZM94 252V253H95ZM103 252V251H102ZM259 252H261V251H259ZM6 253V252H5ZM76 253V252H75ZM100 253H101V251H100ZM243 253V252H242ZM17 254H18V252H17ZM64 254V253H63ZM67 254V253H66ZM69 254V253H68ZM98 254V253H97ZM259 254V253H258ZM72 255V254H71ZM99 255V254H98ZM97 255V256H98ZM18 256V255H17ZM16 256V258H18ZM42 256V255H41ZM59 256V255H58ZM76 256V255H75ZM74 256V257H75ZM260 256V255H259ZM263 256V255H262ZM29 257H30V255H29ZM45 257V256H44ZM43 257V258H44ZM261 257V256H260ZM3 258H4V256H3ZM5 258H6V256H5ZM20 258V257H19ZM23 258V257H22ZM66 258V257H65ZM148 258V257H147ZM264 258V257H263ZM30 259H32V258H30ZM62 259V258H61ZM77 259V258H76ZM81 259V258H80ZM233 259H235V258H233ZM2 260V259H1ZM20 260H21V258H20ZM63 260V259H62ZM82 260V259H81ZM5 261V260H4ZM3 261V262H4ZM15 261V260H14ZM65 261V260H64ZM80 261V260H79ZM151 263H152V261L151 260H149ZM0 262H2V261H0ZM17 262V261H16ZM23 262V261H22ZM32 262V261H31ZM30 262V263H31ZM35 262V261H34ZM42 262V261H41ZM99 262V261H98ZM5 263H7V262H5ZM256 263L257 264H260V262L257 260L256 261ZM10 264V263H9ZM12 264H14V262L12 263ZM28 264H29V262H28ZM35 264V263H34ZM74 264V263H73ZM80 264V263H79Z\"/></svg>","mask_w":264,"mask_h":264},{"label":"crops","instance_id":"0c3cea01","mask_svg":"<svg viewBox=\"0 0 264 264\" xmlns=\"http://www.w3.org/2000/svg\"><path fill=\"white\" fill-rule=\"evenodd\" d=\"M181 35L170 64L166 53L173 51L174 42L168 36L158 40L160 67L164 65L165 68L168 65V69L176 75L173 82L176 103L164 111L166 122L173 124L192 122L207 114L206 105L198 100L199 97L190 95V86L197 83L196 73L190 66L191 56H185L188 54L184 44L185 37L188 38V43H194L198 39L186 32ZM195 99L198 101L194 102ZM144 218L139 224L130 226L120 237V249L125 264H146L149 260L154 264H227V254L214 246L217 243L207 238L204 229L191 233L194 228L183 229L177 225L173 230L160 212H147Z\"/></svg>","mask_w":264,"mask_h":264}]
</instances>
